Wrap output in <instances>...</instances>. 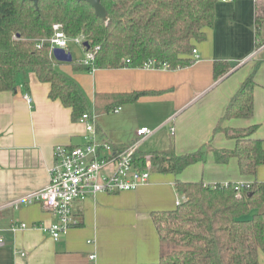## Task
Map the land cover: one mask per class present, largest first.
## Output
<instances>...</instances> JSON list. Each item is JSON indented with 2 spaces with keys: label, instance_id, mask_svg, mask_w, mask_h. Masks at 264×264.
I'll list each match as a JSON object with an SVG mask.
<instances>
[{
  "label": "crops",
  "instance_id": "0c3cea01",
  "mask_svg": "<svg viewBox=\"0 0 264 264\" xmlns=\"http://www.w3.org/2000/svg\"><path fill=\"white\" fill-rule=\"evenodd\" d=\"M261 1L218 0L215 25L207 40L196 46L198 60L186 68L123 66L75 72L72 63L54 58L59 70L81 88L92 113L98 112L102 140L125 147L136 140L138 129L147 127L153 134L140 146L147 156L205 151L203 161L180 175L154 169L148 185L98 193L75 203L77 224L57 241L43 230L56 222L55 216L40 203L27 205L21 200L50 184L54 149L83 145L85 125L72 119L71 109L50 98L51 85L40 82L33 72L26 84L18 79L15 91L0 92V230L5 242L0 264H156L161 242L152 214L176 210L183 199L176 189L178 180L210 186L264 184V165L255 176H243L236 158L218 163L215 155L234 150V132L252 127L251 138L260 140L264 149V46L257 48L255 29ZM216 62L229 68L217 80ZM251 76L252 117L222 121L231 99ZM135 94L140 95L132 100ZM104 114L112 115L113 122H101ZM20 224L27 228L13 229ZM261 253L259 262L264 264Z\"/></svg>",
  "mask_w": 264,
  "mask_h": 264
},
{
  "label": "trees",
  "instance_id": "16d2710c",
  "mask_svg": "<svg viewBox=\"0 0 264 264\" xmlns=\"http://www.w3.org/2000/svg\"><path fill=\"white\" fill-rule=\"evenodd\" d=\"M218 0H102L107 20L96 16L87 2L75 0H0V92L15 91L20 77L28 74L51 85L50 98L71 109L72 119L92 113L91 104L78 84L58 68L49 45L37 41L50 38L53 26L62 24L69 37L85 36V50L98 48L94 67L115 69L126 66L153 69L168 65L169 70L194 63L193 51L208 38L215 25ZM257 48L264 46V0L256 8ZM75 72L92 67L72 63ZM224 62H216L215 79L227 73ZM251 76L231 99L224 120L249 119L254 112ZM140 94L132 96V100ZM106 110L105 112H108ZM96 114L98 112L95 110ZM254 128L235 131L232 151H216V161L236 158L243 176H255L264 165L262 142L251 138ZM123 148V147H119ZM147 155L139 152L136 164L145 165ZM205 151L176 155L173 151L151 155L154 169L180 175L203 161ZM240 197L234 184L210 186L203 182L185 183L176 189L183 197L174 211L152 214L161 242L156 264H260L264 253V184L249 183Z\"/></svg>",
  "mask_w": 264,
  "mask_h": 264
},
{
  "label": "built area",
  "instance_id": "2783aa9c",
  "mask_svg": "<svg viewBox=\"0 0 264 264\" xmlns=\"http://www.w3.org/2000/svg\"><path fill=\"white\" fill-rule=\"evenodd\" d=\"M84 46L85 36L69 37L62 24L53 26V35L50 38L38 40L39 46L49 45L51 52L55 49H63L69 52V43ZM97 49L85 50L86 58L82 64L92 67L96 60ZM194 62L198 60L197 51H193ZM130 63L126 61V66ZM154 63H146L142 68L153 69ZM162 70H169L164 65ZM25 100L33 103V98L25 95ZM120 109L115 110V112ZM97 115L86 113L82 115L79 122L86 128L84 143L81 146H56L54 149V164L50 170V184L43 190L31 193L22 198L24 204L40 203L44 209L52 213L56 222L44 228L54 240H59L74 227L75 220L74 205L90 196L98 193H120L134 191L137 188L148 185L150 176L154 170L151 156L145 157V165L139 168L136 164V156L140 152L141 144L152 134V130L143 127L137 130L136 140L123 148L115 146L109 141L102 140L99 136ZM249 183L234 184L237 196L242 195ZM181 201H177V206ZM25 224L15 226L13 229H26ZM0 230V246L4 245ZM95 255L90 256L94 260Z\"/></svg>",
  "mask_w": 264,
  "mask_h": 264
},
{
  "label": "water",
  "instance_id": "95a60500",
  "mask_svg": "<svg viewBox=\"0 0 264 264\" xmlns=\"http://www.w3.org/2000/svg\"><path fill=\"white\" fill-rule=\"evenodd\" d=\"M34 2L37 6L40 0H29ZM77 2H87L90 6L95 10L96 16L100 18L102 21L107 20V12L104 6L102 5V0H75ZM89 44L87 42L84 43V47L88 48ZM54 58L61 63H73V56L70 52H67L63 49H55Z\"/></svg>",
  "mask_w": 264,
  "mask_h": 264
},
{
  "label": "rangeland",
  "instance_id": "374dc122",
  "mask_svg": "<svg viewBox=\"0 0 264 264\" xmlns=\"http://www.w3.org/2000/svg\"><path fill=\"white\" fill-rule=\"evenodd\" d=\"M69 49H71V53H72V55H73V60L75 61V62H80L81 60H84L85 58H86V54H85V51H84V49L82 48V46H79V45H77V44H74V43H69ZM103 117L101 118V122L103 121V120H107V119H109V120H107V122H109V123H112L113 122V119H112V115H109L108 116V114H104V115H102ZM182 198V197H181ZM182 201H183V199H182ZM262 253L260 252V255H261Z\"/></svg>",
  "mask_w": 264,
  "mask_h": 264
}]
</instances>
